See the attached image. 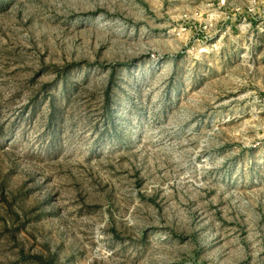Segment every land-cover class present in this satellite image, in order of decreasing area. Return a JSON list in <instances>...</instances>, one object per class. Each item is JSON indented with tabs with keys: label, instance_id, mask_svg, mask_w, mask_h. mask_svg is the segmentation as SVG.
<instances>
[{
	"label": "rangeland",
	"instance_id": "rangeland-1",
	"mask_svg": "<svg viewBox=\"0 0 264 264\" xmlns=\"http://www.w3.org/2000/svg\"><path fill=\"white\" fill-rule=\"evenodd\" d=\"M250 1L0 0V264H264Z\"/></svg>",
	"mask_w": 264,
	"mask_h": 264
},
{
	"label": "built area",
	"instance_id": "built-area-1",
	"mask_svg": "<svg viewBox=\"0 0 264 264\" xmlns=\"http://www.w3.org/2000/svg\"><path fill=\"white\" fill-rule=\"evenodd\" d=\"M247 9L248 11L245 10V12L249 14H258V17L263 21L261 24L264 25V0H251Z\"/></svg>",
	"mask_w": 264,
	"mask_h": 264
}]
</instances>
